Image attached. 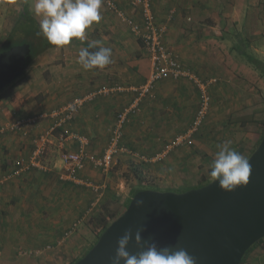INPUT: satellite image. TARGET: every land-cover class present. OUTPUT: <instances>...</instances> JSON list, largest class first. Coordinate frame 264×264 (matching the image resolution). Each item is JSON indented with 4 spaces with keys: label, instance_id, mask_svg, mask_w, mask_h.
Listing matches in <instances>:
<instances>
[{
    "label": "crops",
    "instance_id": "obj_1",
    "mask_svg": "<svg viewBox=\"0 0 264 264\" xmlns=\"http://www.w3.org/2000/svg\"><path fill=\"white\" fill-rule=\"evenodd\" d=\"M117 2L142 26L129 0ZM33 3L0 0V49L24 12L40 21ZM153 10L157 24L166 29L164 41L173 56L200 79L217 80L210 86L209 117L193 145L172 151L162 162L140 158L157 155L185 133L199 107L194 81L166 79L156 84L153 95L142 98L139 114L125 125V152L116 161L120 171L104 173L88 165L81 173L84 180L103 185L102 196L62 179L61 149L55 139L45 158L46 170L13 174L53 123L51 112L110 87L113 91L86 103L72 123L74 132L89 139L88 150L103 154L118 113L147 82L152 62L143 43L103 3V19L86 32L83 42L74 40L39 54L20 78L0 91V264H65L64 257L76 249L70 239L78 241L92 206L97 213L108 200L125 203L142 183L186 191L211 181L217 145L226 141L247 159L256 150L264 135V0H153ZM93 41L112 49L114 63L85 71L78 52ZM248 55L263 63L252 64ZM28 118L38 120L20 130L9 128ZM68 150H77V144L69 142Z\"/></svg>",
    "mask_w": 264,
    "mask_h": 264
},
{
    "label": "water",
    "instance_id": "obj_2",
    "mask_svg": "<svg viewBox=\"0 0 264 264\" xmlns=\"http://www.w3.org/2000/svg\"><path fill=\"white\" fill-rule=\"evenodd\" d=\"M31 51L25 43L0 52V91L24 74ZM248 161L252 166L248 184L231 193L222 191L215 179L183 192H137L75 264H111L118 239L127 230L133 236L142 230V244L137 246L133 238L130 254L155 243L158 249L183 248L195 264H241L247 251L264 239V137Z\"/></svg>",
    "mask_w": 264,
    "mask_h": 264
},
{
    "label": "built area",
    "instance_id": "obj_3",
    "mask_svg": "<svg viewBox=\"0 0 264 264\" xmlns=\"http://www.w3.org/2000/svg\"><path fill=\"white\" fill-rule=\"evenodd\" d=\"M104 4L131 27L132 31L143 43L152 62V71L147 82L138 90V96L132 103L118 113L115 127L110 132L109 143L103 154L97 155L88 150V146L90 145L89 139L74 132L72 130V123L77 113L86 103L92 102L101 94H108L113 91V88L110 87H103L95 92H90L51 112L50 116L53 119V123L47 131L35 140L34 149L28 159L18 162L13 172L14 175H21L32 170H46L45 158L49 145L55 139L61 149L60 156L63 163L62 179L66 182L86 185L95 194L102 196L103 185L84 180L81 177V173L88 165H91L94 170L104 173H109L113 169L118 157L125 152V148L122 145L125 125L130 117L139 114L142 98L153 95L156 84L162 80H177L186 77L194 81L200 92L199 107L189 129L185 133L167 144L157 155L150 158L140 156L142 161L162 162L172 151L180 147L193 145L196 134L200 132L206 123L212 106L210 86L215 84L217 80L200 79L185 69L168 50L164 41L166 29L157 24L153 10V0H129L131 7L138 9L141 15L142 26L126 15L119 7L117 0H104ZM37 120L38 118L22 119L9 128L13 131L20 130L28 124H35ZM3 129L0 128V135L4 132ZM69 142H75L77 150H68ZM92 209L93 206L89 209V212Z\"/></svg>",
    "mask_w": 264,
    "mask_h": 264
},
{
    "label": "clouds",
    "instance_id": "obj_4",
    "mask_svg": "<svg viewBox=\"0 0 264 264\" xmlns=\"http://www.w3.org/2000/svg\"><path fill=\"white\" fill-rule=\"evenodd\" d=\"M104 0H34V15L40 17L39 35L57 48L69 46L74 40L84 41L86 32L103 19L101 9ZM91 49H97L92 51ZM78 63L85 71L104 70L114 63L112 49L99 46V42L88 43L80 48ZM231 141L217 145L218 151L211 165L210 176L219 182L222 191L231 193L247 185L252 166L247 158L230 148ZM142 201L138 203V207ZM141 231L133 236L127 230L118 239L115 256L111 264H195V258L183 248L158 249L155 243L146 245V250L130 254L129 243L142 244Z\"/></svg>",
    "mask_w": 264,
    "mask_h": 264
},
{
    "label": "trees",
    "instance_id": "obj_5",
    "mask_svg": "<svg viewBox=\"0 0 264 264\" xmlns=\"http://www.w3.org/2000/svg\"><path fill=\"white\" fill-rule=\"evenodd\" d=\"M40 28H39V22L32 17L28 12H24L20 19L18 20L17 24L15 25V27L13 28L12 32L10 33L9 37L7 38V41L5 43V45L0 49V52H3L5 50H8L14 46L17 45H21V44H25V43H29L31 45V55L28 58V65L31 64V62L41 53L45 52L46 50L50 49V48H54L55 46H52L48 43V41L42 36L39 35ZM92 51H95L97 49H91ZM248 59L250 60V62L252 64H257V65H261L263 62L261 60H259L258 58H256L253 55H248ZM264 67V63L262 65ZM264 74V71H263ZM264 137V135H263ZM263 139V138H262ZM261 139V141H262ZM261 141L258 143L257 147L259 146V144L261 143ZM256 147V148H257ZM212 181V180H211ZM211 181H206L204 182V184L195 187V188H199L202 187L206 184H208ZM143 189H138L135 190L131 196V199L133 198V196L141 191L144 190ZM131 199L128 200V204L126 206L125 209H127ZM125 212V210L123 212H119V210L115 209V210H111L106 203L103 204V206L100 208V210L98 211V214L96 216V219L98 220V223L102 226V230L100 232L99 237L101 236V234L106 230V228L115 220L117 219L121 214H123ZM99 239V238H98ZM95 245V243H94ZM92 245V247L94 246ZM264 245V239L260 240L258 243H256L252 248H250L247 253L245 254L242 263L241 264H247L246 263V259L249 255V253H251L255 248L263 246ZM91 247V248H92ZM86 255V254H85ZM82 258V257H81ZM81 258H79L78 260H80ZM77 260V261H78ZM76 261V262H77ZM76 262L72 263L75 264Z\"/></svg>",
    "mask_w": 264,
    "mask_h": 264
},
{
    "label": "rangeland",
    "instance_id": "obj_6",
    "mask_svg": "<svg viewBox=\"0 0 264 264\" xmlns=\"http://www.w3.org/2000/svg\"><path fill=\"white\" fill-rule=\"evenodd\" d=\"M119 158L120 157H118V159ZM147 158H150V157H147ZM120 168H121L120 161L115 162L112 171L114 173L118 172V171H120ZM143 188H145L144 190L154 189V190H160V191L183 192L182 190H179V189H165V188H159V187H148V183H142L139 186V189H143ZM128 199L125 201V203L114 201V200H111V201L108 200L105 203L111 210L117 209V210H119V212H123L124 210H126L125 208L128 204ZM99 208H101V206H99ZM94 209H96V208H94ZM94 209H92V211L88 213L87 219H85L86 228L83 229V227H82V235L79 238H77L78 241H76L72 238L70 239L71 243H73V242L76 243V249L73 252H71L68 257H66V258L64 257V263L65 264H72V263L76 262L79 258L83 257L91 249V247H92V245H94V243L96 244V242L99 238L100 232L102 230V226L98 223V220L96 219L98 212L96 213V210L94 211ZM85 223L83 225H85ZM254 254L258 255L256 257V261H252V257ZM248 257L250 259L249 262H248ZM248 257L246 259V263H248V264H250L251 262H253L251 264H264V245L261 248L260 247L255 248L253 253H249Z\"/></svg>",
    "mask_w": 264,
    "mask_h": 264
}]
</instances>
